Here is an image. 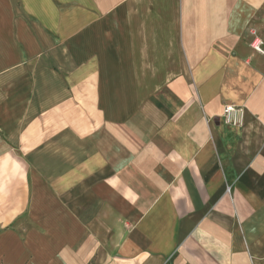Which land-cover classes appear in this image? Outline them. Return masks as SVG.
<instances>
[{"label": "crops", "instance_id": "0c3cea01", "mask_svg": "<svg viewBox=\"0 0 264 264\" xmlns=\"http://www.w3.org/2000/svg\"><path fill=\"white\" fill-rule=\"evenodd\" d=\"M0 264H264V0H0Z\"/></svg>", "mask_w": 264, "mask_h": 264}, {"label": "built area", "instance_id": "2783aa9c", "mask_svg": "<svg viewBox=\"0 0 264 264\" xmlns=\"http://www.w3.org/2000/svg\"><path fill=\"white\" fill-rule=\"evenodd\" d=\"M255 42L252 46L260 51V45L262 42L257 41L258 43L256 44ZM221 116L227 125L232 127H242L245 121V108L235 104H226Z\"/></svg>", "mask_w": 264, "mask_h": 264}]
</instances>
